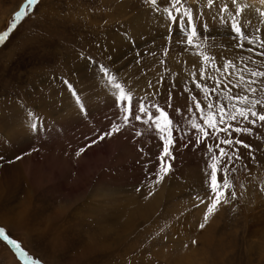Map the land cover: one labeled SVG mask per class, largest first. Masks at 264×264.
<instances>
[{"label": "rangeland", "instance_id": "374dc122", "mask_svg": "<svg viewBox=\"0 0 264 264\" xmlns=\"http://www.w3.org/2000/svg\"><path fill=\"white\" fill-rule=\"evenodd\" d=\"M26 3L0 0V34ZM171 7L39 0L0 43V228L41 264H264V121L237 112L264 114V3L183 0L192 22ZM221 148L232 186L205 221ZM0 264H25L3 238Z\"/></svg>", "mask_w": 264, "mask_h": 264}, {"label": "snow or ice", "instance_id": "6c2138e0", "mask_svg": "<svg viewBox=\"0 0 264 264\" xmlns=\"http://www.w3.org/2000/svg\"><path fill=\"white\" fill-rule=\"evenodd\" d=\"M149 2L155 6L157 3V0H149ZM262 3H264V0H261ZM39 3V0H27L26 5L15 14V17L8 29V31H5L4 33L0 34V43H3L7 37L10 35V33L17 27L18 22L21 21V19L26 16L28 14V9L32 8L33 6L37 5ZM183 3V0H171V4L172 7L171 8H165L164 11L167 13V15L169 16L170 20H172L173 22L177 21V16L173 14V9H175V12L177 14H182L184 17L187 18L188 22H192L193 21V13H192V9L189 7H177V5H181ZM214 4V0H208V6L212 7ZM227 7H225L224 11H227ZM239 11H243V8H240ZM261 15H264V13H261ZM184 27L187 28L188 24L185 23ZM232 27L234 28V30L236 31L237 34L239 35H243L242 29L240 27V25L238 24H233ZM197 35L196 32V27L193 24L191 31L189 33V37H188V43L191 44L193 42V38H195ZM210 59L209 57L205 56V60ZM253 75L255 76H264V72H254ZM115 87H117L118 89H120V99L123 100H128L129 102L131 101V95L128 93H125L124 90L121 88V86L119 84H116ZM253 91H255V89H253ZM243 103H252L253 105L255 104H259L261 103V101L257 100V101H252L250 102L248 100L247 97H240L239 98ZM77 100L79 101V97H77ZM209 107H211V105H209ZM127 112H131V109L128 108L126 109ZM140 111H147L146 109H144L143 107L140 108ZM160 115L156 116L154 119V123L156 125V128L159 129L162 133H165L166 135H163L161 138L164 140V148H163V155L161 156V160L163 161L165 159V157H171V151L170 148L171 146L174 144V139L172 136V121L169 119L167 112H165L163 109H158ZM237 112L240 116L247 118V116L249 114H251L252 116L256 117L258 116V119L260 121H264V114H258L256 111H253L252 109H237ZM220 115H221V119H223V115H224V108L221 107L220 109ZM127 116L125 117V119L127 120ZM137 119H139V117H136ZM149 119H153V117L149 116ZM231 119H236V115L233 114L231 115ZM205 120L208 124V127L215 129L217 126V121L215 118V114L209 112L207 114V116L205 117ZM253 123H255V121H253ZM195 127H199V125H194ZM31 129L33 131H37L38 130V124L35 122V118L33 120V122L30 125ZM119 128H114L113 131H118ZM225 131H227V129H224ZM201 131H204V129L201 128ZM236 131H250V129H240L237 128ZM208 133L205 132V136H207ZM101 139H103V137H101ZM222 143H226V144H232L233 141L231 140H225L222 141ZM235 143L238 144H243V141H235ZM244 147H249L248 145H244ZM226 156V152L223 148L220 149V157H213V163L210 165L211 168V174H210V187L212 192L215 194L214 195V199L212 200L210 206L207 209V214L205 215V221L208 220L209 216L212 215L214 213V211L216 210V208L218 207V205L221 203V201L225 198L226 196V192L229 188H231V181L229 180L228 176H227V172L228 169H223V172L225 173L223 175V177L221 179L218 180V164L220 163V158ZM174 158V157H172ZM171 171V164L168 163L166 166L162 164L161 166V170H160V180H163L164 176L167 175L169 172ZM201 228L204 227V224L200 225ZM0 238H3L4 240H6L10 245H12L17 253L19 254V256L25 261V264H41V262L39 260L36 259H32L25 251L23 248H21L20 244L17 243V241H15L14 239H11L5 232V230L3 228H0Z\"/></svg>", "mask_w": 264, "mask_h": 264}, {"label": "bare ground", "instance_id": "6f19581e", "mask_svg": "<svg viewBox=\"0 0 264 264\" xmlns=\"http://www.w3.org/2000/svg\"><path fill=\"white\" fill-rule=\"evenodd\" d=\"M263 18H264V16H263Z\"/></svg>", "mask_w": 264, "mask_h": 264}]
</instances>
